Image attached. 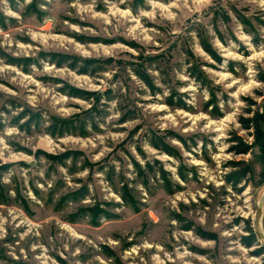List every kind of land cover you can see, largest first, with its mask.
I'll return each instance as SVG.
<instances>
[{"label":"rangeland","instance_id":"1","mask_svg":"<svg viewBox=\"0 0 264 264\" xmlns=\"http://www.w3.org/2000/svg\"><path fill=\"white\" fill-rule=\"evenodd\" d=\"M156 2L166 4L168 0ZM186 2L189 9L195 7L196 10L190 17L180 21L177 25L179 30L169 36L163 35V27L138 15L140 11H148L145 0H0V231L7 233L3 239L8 245L18 239L17 233L28 231L30 226H35L37 232L42 226H48L53 233L56 222L66 225L72 231H77L78 226L98 229L100 224L97 218L101 214L97 218L90 217L85 215L89 213L83 209V216L74 221L69 219L70 213L96 203L99 209L115 215L110 219L105 218L107 221L137 218L144 213L153 217V223L141 221L136 237L144 236L154 230L155 223L160 219L141 198L143 195H151L156 205L168 199L175 202V208L165 207V217L175 223L177 231L190 234L194 241L188 246L193 259L186 261V264H195L196 260L200 264H209L210 243L215 248L212 254L220 257L222 248L227 243L222 241L221 233L238 227L240 220L245 218L234 216L222 224L217 215L211 220V227L207 225V221L212 209L219 213L229 203H234L236 208L241 207L238 201L233 200V196L241 197L251 186L244 177L254 174V169L242 161L251 157L254 147L258 153L257 160L263 162L261 152L254 143L253 124L250 122L249 128H246L241 118L244 123L251 118L256 119V124L264 132V108L256 107L258 99H264V92L256 88L253 90L255 98L240 97L247 106L237 117L239 130L231 131L227 137L229 147L224 152L228 158L220 164L221 169L227 168L229 171H221L219 180L214 177V182L205 183L202 189L204 194L197 201H189L186 196L181 199L180 193L186 190V186L188 190L193 186H197L199 190V165L203 161L209 167H215L212 157L219 155V148L213 144L209 135L202 132L184 136L175 128H167V125L165 132L154 130L141 120L138 105L142 101L134 104L129 99L121 105L123 111L119 117V127L111 131L113 135L126 133L125 140L110 147L107 155H102L96 148L88 151L89 141L95 145L93 135L103 134L97 122L103 123V118L109 114L108 106L119 99L123 92L130 91L134 84H143L154 97L163 92L160 85H167L168 95L160 101L163 106L152 109L163 118L162 122L169 115L175 117L177 113H185L187 116H199L211 126L212 122L223 120L229 115V93L224 92L221 85L214 83L212 77L219 79L223 72L218 66L228 58L224 71L236 80L243 79L242 73L248 71L247 65L243 63V59L237 61L231 56L234 54L241 58H252L255 55L252 49L256 52L264 50L261 48L264 46V16L243 14L248 9L238 7L239 0ZM121 12L125 14L121 16ZM128 13L132 19L128 18ZM141 26L149 35L151 31L162 35L145 45L135 38V33ZM237 30L240 31V36L237 35ZM241 37H250L252 49H248ZM228 38L238 41L240 48H228ZM203 44L219 60L205 50ZM195 48H199L202 55L196 54ZM51 53L70 56V63L56 65L51 61L52 56L47 55ZM204 56L210 59L206 60ZM12 58L18 59V64L10 63ZM183 64L188 65L185 79L174 81L172 70H179ZM238 67L240 71H237ZM84 68L87 71L81 72ZM136 71L146 74L150 84L141 79ZM155 72L160 75L159 84L154 78ZM260 75H264V69L256 71L253 77L258 85L264 83L259 79ZM190 83L196 88L198 100L203 93L208 94V99L202 101L199 110L188 103L191 99L188 94ZM71 87L85 90L91 96L84 98L68 95ZM178 88L182 90L178 91ZM134 90L143 94V89L138 86ZM235 90L236 85H232L231 91ZM148 103L155 101L150 100ZM221 103L225 111H221ZM214 110H218L220 115H215ZM71 118L75 125L74 133H64L61 136L52 133L55 124ZM179 124L180 121L177 120V125ZM190 125L191 121L186 119L183 128L187 129ZM145 127L147 131L143 132V136L149 146L160 157H172L179 161L178 166H175L179 180L162 164L165 172L161 173L158 164L154 162H160V157L145 159L147 154L139 145H136V154L144 160V164L141 165L131 154L128 141ZM9 128L15 129L16 133L12 139L6 140L4 134ZM198 140L202 141L199 153L192 151ZM153 142L167 144L174 154L169 155L154 147ZM209 144H213L211 154L208 152ZM239 147L247 149L239 151ZM63 154L66 156L60 157ZM185 155L189 158L187 161L184 159ZM125 160L131 163L130 170H125ZM133 160L138 162L140 168H135ZM256 167L259 168V164ZM131 171L135 174L129 175ZM234 172L244 173V177L235 185L226 179ZM41 173L49 185L48 190L43 193L40 188L43 184ZM105 183L112 188L111 194L119 197L115 203L107 199L101 200L99 192L96 193L95 201L89 195L90 191L96 190V185ZM123 183L127 184L137 210L125 204L115 191L114 188H119ZM82 185L88 190L83 199L57 204L67 192ZM113 208L120 210L112 211ZM256 216H259L258 210ZM84 217L90 218L86 225L83 223ZM91 219L97 220V224ZM251 219V216L245 219L242 231L246 235L240 236L239 245L248 250V264H264V240L260 234L253 232L255 244L247 246L242 242V237L248 236ZM8 221H12L15 228ZM77 234L80 239L84 238L83 232ZM136 237L124 241L119 250L108 244L102 246L100 253L94 252L91 247L84 248L76 253L75 260L79 264H108L109 260L111 264H124V255L137 244ZM145 243L151 247V241ZM260 246H263V252L254 253ZM234 251L230 249L226 254L234 255ZM108 252L111 257L107 255ZM36 255L40 256L41 250H36ZM134 255H139V249ZM44 256L51 257V264H71L72 260L57 252H46ZM94 256H99V259L93 261ZM0 260H4L5 264H25L22 260L12 261L11 254L3 245H0ZM41 264L48 262L42 260Z\"/></svg>","mask_w":264,"mask_h":264},{"label":"clouds","instance_id":"2","mask_svg":"<svg viewBox=\"0 0 264 264\" xmlns=\"http://www.w3.org/2000/svg\"><path fill=\"white\" fill-rule=\"evenodd\" d=\"M123 2V0H121ZM146 6H148V11H140L138 13L141 17H147L148 20L154 21L156 24L160 25L165 29L163 35H172L179 29L177 27L178 23L186 17H190L192 12L196 9L193 7L189 9V5L186 0H168L166 4H161L156 2V0H145ZM91 6H89L90 8ZM238 7L242 10L247 7L248 12H243V14L248 15L249 13L258 14L264 16V0H239ZM115 8V5H112ZM125 13L121 12L120 15L123 16ZM15 15V13H12ZM83 18V17H82ZM128 18L132 19L131 14L128 13ZM119 19V17L117 18ZM162 34L156 31H151V35L146 32L143 26L139 27L135 33V38L145 45H149L154 39L159 38ZM237 35L240 36V31L237 30ZM195 38L193 37V40ZM244 43L247 45L248 49H252V44L249 42L250 37L244 39ZM228 48L238 49L240 48V43L236 40L228 38L227 41ZM264 49V46H261ZM255 55L252 58H241L240 56L232 55L231 58L237 61L243 59V63L247 65L248 71L242 73L243 79L236 80L231 77V75L224 71L228 64V58L218 66L223 74L219 75V79L215 76L212 77L213 82L222 86L224 92L229 93L228 109L229 115L225 116L223 120L212 122L211 126L209 123H205L201 117L187 116L185 113H177L175 117L169 115L166 121H163L162 117H159L156 112L152 109L162 107L160 103L163 97L168 95V87L166 84L160 85L163 88V92L159 96H152L148 89L143 84H134L133 88L128 92H123L122 96L114 100L108 106V115L103 118V123H98V127L102 129L103 134L93 135L95 140V145L88 142V151L91 152L93 148L99 150L102 155H107L110 151V147H114L120 141L125 140L126 133H119L117 135L112 134V129L119 127V117L122 115L123 109L121 105L128 102L129 99L135 104L137 101H142L138 105V111L141 116V120L147 125H150L154 130L158 132H165L167 128H175L177 132L181 135H190L193 132H202L205 135H209L213 144L219 148V155L213 156L212 159L215 161V167H209L201 161L198 171L200 172L201 184L198 186H193L191 190L187 189L180 193V198L187 197L189 201H197L200 195H203L204 184L220 179L221 171L227 172L229 169L220 168V164L225 161L228 156L225 154L224 149L229 147L227 142V137L230 135L231 131H238L239 125L237 124V117L243 112V109L247 106L245 101L240 97L254 96V89L259 88L261 92H264V83L257 84L253 77L256 71L264 69V50L256 52L252 49ZM227 51V49H224ZM194 52L198 55L200 53L199 48H195ZM204 59H210L204 56ZM258 65V67H254ZM188 65L183 64L179 70H172L173 80H183L185 79V70ZM237 71H240L239 67ZM154 78L159 84L160 75L158 72L154 73ZM247 81V82H245ZM232 85H236V90L231 91ZM143 89V94L139 91H135V87ZM198 87V85L196 86ZM182 89L178 88V91ZM189 96L191 99L188 101L190 105L199 110V107L203 100L208 99V94L205 92L201 95L200 99H197L196 88L189 84ZM46 95V93H45ZM234 98V99H233ZM150 100H154L155 103L149 104ZM258 108H264V99H258L256 105ZM211 108V105H209ZM223 103H221V111H225ZM190 120L191 125L184 129L183 125L185 120ZM177 120L180 124L177 125ZM89 128L91 126L89 125ZM147 131V127L142 129L141 133H137L135 136L128 141V148L136 160L140 162L141 165L144 164V160L136 154V145H139L143 151L147 154L145 159L151 160L153 157H160V154L153 148L149 146L146 138L143 136V132ZM16 130L9 128L4 134V139H12L15 135ZM215 133V134H212ZM19 139V136H16ZM202 141H197L196 146L192 151L199 153L201 151L200 144ZM213 144H209L208 152L211 154L213 149ZM109 146V147H106ZM5 149L8 150V146L5 145ZM257 150L253 148L251 157L245 161H242L245 165H250L254 169V174L245 176L244 180L250 182L249 190L243 193L241 197L237 198L233 196L234 201H238L241 204L240 208H236L234 203L227 204L224 208L219 210V213L212 209L209 214V219L207 225L211 227V220L215 219L217 215L220 216L221 223L230 221L234 216H243L245 219L249 216L252 217L249 228L251 231L264 234V162L257 160ZM185 161L189 158L187 155L184 157ZM160 162L164 168L171 170L172 175L175 179L179 180L176 176L175 166H178L179 161L168 157H160ZM70 163V161H69ZM259 164V168L256 166ZM125 170H130L132 165L130 162L125 160L124 162ZM134 171L129 172V175H134ZM83 175V174H81ZM41 179H43V184L40 185L41 192H46L49 188L48 180L40 174ZM27 182V181H25ZM83 182V181H82ZM91 187V186H90ZM95 191H90L89 195L93 197V201L96 200V193L99 192V198L101 200L107 199L115 203L119 199L118 196L112 195V188L106 183L103 185H96ZM227 187V185H225ZM219 190V189H217ZM141 192L143 189L140 190ZM148 203L149 207L153 208L156 217H159V222L155 223L154 230L145 234L141 237H136V233L141 226L142 220H147L149 223L154 222V218L148 216L144 213L141 217L137 218H125L121 221H107L103 216H99L97 219L99 221L100 227L98 229H93L91 227H77V231H72L67 228L66 225H61L56 222L54 233L49 229L48 226H42L40 231L35 230V226H30L28 231L17 233L18 239L12 244L8 245L4 241V237L7 235L6 232L0 231V245H3L6 251L11 254L12 261L22 260L25 264H41L42 260H47L48 264H51V257L44 256L46 252H57L64 255L66 258L71 257V264H79L75 260V255L84 248L91 247L96 253L101 252L103 245L108 244L116 247L119 250V246L127 240H131L136 237L137 244L132 247L129 253L124 255V264H166V262H171V264H186V261L192 260L193 256L188 251V246L194 243L190 234L181 233L176 230L175 223L170 219L165 217V207L168 209L175 208V202L172 199L162 200L159 205H156L151 195H143L141 197ZM35 199V197H33ZM123 205L121 204V209ZM120 209L113 208L112 211H119ZM257 210L259 211V216H256ZM15 217L13 216V220ZM89 217L83 218V223L86 225ZM245 219H241L238 227L229 228L227 233H221L222 241L227 243L222 248L220 257L212 254L215 251L214 246L210 243L209 248V264H248L249 257L247 255L248 250L241 248L239 245V239L241 235H246L242 230L245 227ZM12 224V221H8ZM15 228V225L12 224ZM78 232L84 233V238L80 239L78 237ZM145 241H151V247ZM139 249V255H134ZM235 250L234 255H227L229 250ZM36 250H41V255H36ZM131 257V260H129ZM99 259V256H94L93 261ZM0 264H5L4 260H0ZM91 264V262H90ZM111 264V260L108 261ZM195 264H200L199 260L195 261Z\"/></svg>","mask_w":264,"mask_h":264},{"label":"trees","instance_id":"3","mask_svg":"<svg viewBox=\"0 0 264 264\" xmlns=\"http://www.w3.org/2000/svg\"><path fill=\"white\" fill-rule=\"evenodd\" d=\"M38 14V12H36ZM203 48L205 50H207L216 60H219V57L214 55L213 52H211V50L203 44ZM48 56H52V60L56 65L58 66H61L63 63H70L68 62V60L71 58L70 56H66V55H59V54H56V53H51V54H47ZM58 57V58H56ZM18 59H14L12 58L10 60V63H13V64H18ZM25 61H28L27 59ZM70 67L74 68L73 65H70ZM87 70L84 68L81 70V72H86ZM137 75L143 79L148 85L150 84V80L148 79V77L146 76V74L142 73L141 71H136ZM259 79L261 81H264V75H260ZM68 95H71V96H78V97H84V98H89V96H91V93L89 92H86L85 90H81V89H78V88H73L71 87V92H67ZM169 103H172L169 101ZM215 111V115H220V112L218 110H214ZM72 118L71 119H63L61 120L58 124H55L53 126V130H52V133L57 135V136H61L63 135L64 133H74L75 131L73 130V128H75V125L73 124L72 122ZM241 122L243 124L244 127L246 128H249V123L252 122L251 124H253V132H252V135L254 137V143L258 146L260 152H261V155H262V159H263V162H264V132L258 127V125L256 124V119L254 120V118H251L250 120H247V123H244V119L241 118ZM255 123V124H254ZM77 133V132H76ZM78 133H80V131H78ZM154 147L156 148H160L162 149L164 152H166L167 154L169 155H173V151L171 150L170 146H168L167 144H157L155 142H153L152 144ZM238 149H240L239 151H246V147H239ZM66 155L63 154L62 156L60 157H65ZM154 162L156 164H158V169L160 170L161 173H164L165 170L162 168V165L161 163L158 161V160H154ZM133 165L135 166V168H140V165L138 164L137 161L133 160ZM146 166L147 167H150L149 163H146ZM183 177V176H181ZM244 177V173L241 172V173H238V172H234L231 176V174L229 175L227 179V181L229 182H233V184H237L242 178ZM115 191L117 192V194L120 196L121 200L129 205L132 209H135L137 210V204L135 202V200L133 199L130 191H129V188L127 186L126 183H123L121 184V186L119 188H114ZM88 193V190L86 188V186L82 185L80 186L79 188L77 189H74L72 191H69L67 192L59 201H58V205H63L67 202H76V201H79L80 199H83ZM83 209H86L88 211L89 214H85L87 216H90V217H98L100 214L104 217V218H107V219H110V218H113L115 217L114 214H112L111 212L109 211H106V210H102V209H99V206L98 204H93L91 206H88V207H81L80 209H78L77 211L75 212H72L70 213L69 215V219L70 221H74L76 220L78 217L80 216H83L84 214L81 213V211ZM93 223L96 225L97 224V220H92ZM248 231L249 233L247 234L248 236H243L242 237V242L243 244L249 246L251 244H255V234L253 233V231L250 230V228L248 227ZM261 247L263 246H260L259 249L255 250L254 253H258V254H261L263 251L261 250ZM263 249V248H262ZM107 255H109L111 257V254L108 252ZM263 263H264V260H263Z\"/></svg>","mask_w":264,"mask_h":264},{"label":"water","instance_id":"4","mask_svg":"<svg viewBox=\"0 0 264 264\" xmlns=\"http://www.w3.org/2000/svg\"><path fill=\"white\" fill-rule=\"evenodd\" d=\"M258 214H259V211H258ZM259 234H260V236L263 238V240H264V234H262V233H260L259 231H257Z\"/></svg>","mask_w":264,"mask_h":264}]
</instances>
